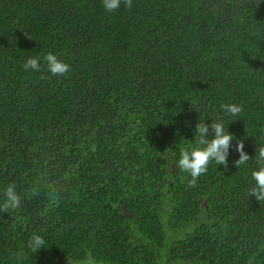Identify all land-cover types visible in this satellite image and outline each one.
Here are the masks:
<instances>
[{
  "label": "trees",
  "instance_id": "16d2710c",
  "mask_svg": "<svg viewBox=\"0 0 264 264\" xmlns=\"http://www.w3.org/2000/svg\"><path fill=\"white\" fill-rule=\"evenodd\" d=\"M71 66L51 76L49 53ZM39 57L41 71L25 70ZM42 76L49 77L42 79ZM243 104L240 116L221 105ZM235 137L189 187L196 124ZM214 138V133L208 139ZM252 157L236 167L237 141ZM264 0H0V264H264ZM36 233L45 243L28 248Z\"/></svg>",
  "mask_w": 264,
  "mask_h": 264
},
{
  "label": "clouds",
  "instance_id": "9594fccd",
  "mask_svg": "<svg viewBox=\"0 0 264 264\" xmlns=\"http://www.w3.org/2000/svg\"><path fill=\"white\" fill-rule=\"evenodd\" d=\"M131 9L133 0H102L104 9L108 13H113L120 8L121 3ZM44 61L47 65V72L51 76H65L71 72L70 64L61 61L58 57L49 52ZM24 69L36 72L41 71L39 57L28 58L23 65ZM42 79H48L42 76ZM222 110L229 116H240L244 111L243 104L224 103L221 105ZM214 133V138L208 139L209 134ZM196 147L191 150L182 149L178 161L175 163L180 171L190 174L191 179L188 181L189 187H195L198 179L208 172V167L213 161L218 165L227 167L229 150L232 148V142L235 137L225 129L222 121H213L209 126L206 122L201 121L196 124L195 132ZM245 144L242 140L237 141L235 151L239 153V159L234 162L235 166L240 168L246 165L252 159L244 150ZM256 161L258 169L252 171L251 179L253 183L248 189V195L255 197L260 203H264V146L256 149ZM22 204V196L16 191V184L10 183L4 190V200L0 203V212L7 213L11 209H19ZM45 241L42 236L33 233L28 241V248L32 252H38L43 248Z\"/></svg>",
  "mask_w": 264,
  "mask_h": 264
}]
</instances>
